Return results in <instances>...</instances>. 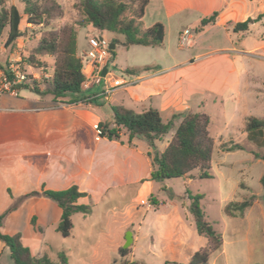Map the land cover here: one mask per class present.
Masks as SVG:
<instances>
[{
  "label": "crops",
  "instance_id": "1",
  "mask_svg": "<svg viewBox=\"0 0 264 264\" xmlns=\"http://www.w3.org/2000/svg\"><path fill=\"white\" fill-rule=\"evenodd\" d=\"M7 1L9 5L16 6L17 0ZM58 1L61 3V0ZM160 2L161 15L155 16L150 24L143 28L148 29L157 23L163 24L166 30L164 43L160 47H153L157 51L152 62L133 67H149V70L129 75L125 71L132 68L127 67L121 76H115L122 78L126 75L131 81H136V84L119 88L105 99L115 101L116 94L125 92L129 95L127 104L129 107L142 109L138 113L155 108L160 111L163 121L169 122L173 117L189 111L201 112L200 109L204 106V93L209 91L216 97L230 99L233 104L232 113L227 117L228 121L225 124V133L217 134V145L214 139V151L217 148L218 155L221 156L228 153L224 149L219 150L221 144L224 147L238 144L244 148L242 145L244 142L252 143L264 150V131L257 133L258 139L254 141L248 137L245 130L249 117L264 119L262 105L264 74L260 75L256 71L259 67L264 73V0H160ZM215 12L219 13L216 24L197 32L201 20ZM250 19L253 22L247 32L234 31L236 24ZM28 26L31 25L26 23L24 17L21 31L24 32V28ZM188 29L193 33V45L186 49L180 45V38ZM8 33L9 30L6 29L0 38L2 65L20 54H26L24 48L27 41L24 34L14 46L6 47ZM38 41L39 38L37 43ZM11 49L16 50L10 57L8 55L3 59V54ZM45 87L44 83L40 84L42 92L45 91ZM103 89L104 85L93 87L86 91V95L92 100L95 94ZM98 99L100 98L86 104H82V101L69 102L67 99L57 101L51 95H40L31 89H24L19 97L2 98L0 195L31 193V185L39 190L37 192H41L42 188L61 191L77 185L80 192L88 195L80 199L79 203L87 204L91 200L104 199L109 190L116 185L141 184L142 179L149 178L152 165L147 154L152 149L146 141L135 138L130 145L124 133H121L120 141L101 137L97 139V135L92 139L94 126L111 120L113 114L112 110L107 112ZM118 101L112 106L133 110L126 107L123 98H119ZM103 114L105 119L102 117ZM180 121L181 117L175 119L176 125ZM172 136L173 132H170L163 141L156 142L157 150L163 151ZM252 153L254 161L264 164V159L258 153ZM140 167L147 170L139 178L136 169ZM263 175L264 173L261 174L260 180ZM241 184L246 187L245 190L252 191L244 182ZM153 186L154 182L151 181L141 184L139 194H142V190L147 191L145 196L141 198V195H138L132 201L138 203L142 200L147 203L146 197H151L154 193ZM160 204L155 207L156 211L160 210ZM256 204L257 201L252 208ZM10 209L12 211L5 218L1 231L10 235L20 233L23 245L29 248L34 257L50 258L45 227L52 225L57 231L62 215L60 207L43 195L36 196L32 211L26 219L31 227V233L26 234L15 227L20 221L19 208H8L0 214ZM135 210L136 205H133V202L125 208L121 219L122 227L124 224L133 225L132 222L137 218ZM186 210L184 208V211ZM33 217L36 219L35 226L32 224ZM189 222L190 220L186 218L184 220L179 216L171 220V226L181 231V234L175 236L171 233L168 236L163 251L171 260L168 258L164 264L184 263L176 260L182 251L189 253L185 262L189 263L197 252L189 247L187 234L190 231L185 225ZM135 241L133 233V244ZM0 264H13L10 249L1 241Z\"/></svg>",
  "mask_w": 264,
  "mask_h": 264
},
{
  "label": "rangeland",
  "instance_id": "2",
  "mask_svg": "<svg viewBox=\"0 0 264 264\" xmlns=\"http://www.w3.org/2000/svg\"><path fill=\"white\" fill-rule=\"evenodd\" d=\"M77 1L61 0L65 13L63 18L55 20L54 24L63 27L77 20L78 11L74 8ZM16 6L21 11L23 10L21 0L16 1ZM160 15V0H150L142 19V27L148 26L155 16ZM24 29L23 34L27 41L24 50L29 53L37 44L40 29L31 26ZM77 31L78 54L83 56V52L89 49L90 38L98 33L92 27L79 28ZM99 36L104 37L110 43L113 40H123L122 36L109 32H104ZM15 50L3 52V59L8 55L10 57ZM155 51L157 50L153 47L148 49L143 46L125 48L117 44L114 50L115 57L109 69L116 76H121L122 71L127 67L133 68L152 62L156 56ZM48 61L52 63V60ZM256 71L260 75L264 74L259 67ZM115 98V101L105 98L98 100L105 106L107 112H111V106L115 104L114 102H119V98L125 100L126 107L136 112L142 110L139 107L127 105L129 95L125 92H119ZM262 102L264 108V100ZM232 110L233 104L230 99L216 97L209 91L204 93V106L200 111L210 116L209 132L212 138L216 139V145L218 144L217 134L225 133L227 117ZM102 117L106 118L104 114ZM96 134L94 130L92 139ZM242 145L244 148L241 150L223 153L221 156L215 148L210 170L212 178L200 179L198 177L200 171L194 170L187 177L154 182L152 196L158 199L159 204L161 202L158 211L155 210L151 200L152 196L146 197V202L152 206L151 208H148L147 203L142 204V200L138 203L132 201L138 195H141V198L144 197L147 192L142 190V194H139L140 183L120 184L110 189L104 199L88 201L87 204L92 208L90 214L72 216L73 230L70 237L63 238L52 225L46 226L45 239L49 243L48 254L51 260L56 262L57 253L60 252L68 258L70 264H164L168 258L171 260V257H166L163 251L168 242V236L171 233L175 236L181 234V231L173 228L170 222L177 216L185 220L182 205H189V194H191L203 196L201 207L205 218L223 238L222 250L212 254L210 264H264V189L260 183V176L264 173V164L257 163L252 156L254 152L264 159V150L252 143L244 142ZM223 149L224 145L221 144L219 150ZM151 153L154 154L155 150L152 149ZM146 170L144 167L136 169L137 177L143 176ZM241 182L248 185L252 191L239 187ZM35 188L31 185L30 192L39 191ZM31 193L0 195V197L3 196L0 199V212L12 207L19 208L20 221L15 227L25 234L31 233V227L26 222L36 197ZM252 195H256L257 204L254 208H250L251 210L249 209V214H247L249 210L246 212L247 216L245 214L243 218H230L226 215L227 204L232 201H243ZM132 202L136 205L137 218L132 222L133 225L124 224L122 227L123 211ZM185 225L190 231L187 234L190 249L198 251L206 246V238L198 235L193 222ZM129 232L134 233L136 241L127 248L129 254L122 256L120 249L125 245ZM188 254L182 251L176 260L184 262L182 264H189L185 263Z\"/></svg>",
  "mask_w": 264,
  "mask_h": 264
},
{
  "label": "trees",
  "instance_id": "3",
  "mask_svg": "<svg viewBox=\"0 0 264 264\" xmlns=\"http://www.w3.org/2000/svg\"><path fill=\"white\" fill-rule=\"evenodd\" d=\"M23 10L15 5H9L7 0H0V38L6 29L9 30L6 47H12L23 36L21 24L25 17L26 23L40 29L39 41L24 58L35 68H48L51 79L44 81L45 91H41L37 83L26 85V89L40 95H51L54 100L79 102L88 100L86 91L82 89L86 77L83 73L84 57L78 54V29L92 27L99 35L104 32L122 36L123 40H113L116 46L121 44L125 48L132 46L160 47L163 45L166 30L163 24L157 23L148 29L142 27V19L150 0H78L74 8L78 11V19L72 23L60 27L54 24L55 20L64 16L65 10L58 0H21ZM129 13V15H128ZM219 13L215 12L209 17L203 18L197 27V32H202L208 26L217 22ZM261 18V17H260ZM253 20H247L234 26L235 32H247ZM97 34V35H98ZM93 36H96L93 35ZM113 58L115 52L112 51ZM47 58L52 59L49 63ZM149 67L132 68L125 71L126 74L136 75L146 72ZM96 98L89 100L92 102ZM112 119L99 123L101 138L111 141H120L121 133L128 137L131 145L135 138L146 141L152 154V171L149 178L142 179L141 184L161 182L166 179L187 177L194 170H199L200 179L212 178V156L214 151V139L210 135V116L203 112L189 111L173 117L169 122H164L159 110L149 108L138 113L122 106H112ZM181 117L176 125L175 119ZM245 130L248 137L254 141L258 139L257 133L264 131V119L249 117L246 120ZM173 136L163 151H158L156 142H161L170 133ZM241 145L224 147V151L232 152L241 150ZM260 183L264 189V175ZM242 189L246 187L241 184ZM34 196L43 195L55 202L62 210L61 220L57 232L64 238L71 236L73 230L72 216L75 214L88 215L92 208L88 204H80L87 193L80 192L77 185L66 190H45L31 193ZM31 196V195H27ZM26 196V197H27ZM153 205L157 207L159 201L151 197ZM203 196L189 194L190 203L182 205L187 210L184 216L193 222L199 236L206 238V246L201 247L191 258L189 264H210L212 254L221 251L223 238L209 223L201 207ZM256 201V195H252L243 201H232L225 207V213L230 218H243L246 212L252 208ZM12 209L0 214V241L10 249L13 264H68V258L58 254V262L52 261L48 256L34 257L29 248L22 243V235L4 234L1 231L3 222ZM32 224L36 225L35 217ZM192 225V224H191ZM122 256H127L129 250L120 249Z\"/></svg>",
  "mask_w": 264,
  "mask_h": 264
},
{
  "label": "built area",
  "instance_id": "4",
  "mask_svg": "<svg viewBox=\"0 0 264 264\" xmlns=\"http://www.w3.org/2000/svg\"><path fill=\"white\" fill-rule=\"evenodd\" d=\"M111 44L104 37L96 35L89 40V49L83 54L84 69L83 73L86 81L82 85V89L87 91L93 87L104 85V89L95 94L94 98H107L110 94L122 87H129L136 84V81H131L126 75L118 78L109 68L113 62ZM180 45L183 48L189 49L193 45V33L191 30H186L181 38ZM107 67V72L103 75V69ZM51 79V72L48 68H35L32 66L22 54L10 59L5 64H0V101L5 96L19 97L21 92L26 89V85L42 84L44 81ZM82 101V104L88 103ZM1 110V108H0ZM99 124L95 125L96 137L99 139L100 131ZM146 204V203H142ZM148 207L151 205L149 203Z\"/></svg>",
  "mask_w": 264,
  "mask_h": 264
},
{
  "label": "water",
  "instance_id": "5",
  "mask_svg": "<svg viewBox=\"0 0 264 264\" xmlns=\"http://www.w3.org/2000/svg\"><path fill=\"white\" fill-rule=\"evenodd\" d=\"M115 48H116V46L112 43L110 49H111L112 51H114ZM107 70H108L107 67H105V68L103 69V75L106 74ZM132 243H133V234H132V232H129L128 235H127V237H126L125 245L123 246V249H127L128 247H130V245H131Z\"/></svg>",
  "mask_w": 264,
  "mask_h": 264
}]
</instances>
